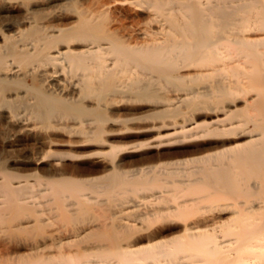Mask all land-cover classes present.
Instances as JSON below:
<instances>
[{
  "label": "bare ground",
  "instance_id": "1",
  "mask_svg": "<svg viewBox=\"0 0 264 264\" xmlns=\"http://www.w3.org/2000/svg\"><path fill=\"white\" fill-rule=\"evenodd\" d=\"M0 264H264V0H0Z\"/></svg>",
  "mask_w": 264,
  "mask_h": 264
},
{
  "label": "rangeland",
  "instance_id": "2",
  "mask_svg": "<svg viewBox=\"0 0 264 264\" xmlns=\"http://www.w3.org/2000/svg\"><path fill=\"white\" fill-rule=\"evenodd\" d=\"M189 144L188 145H184V146H181V147H175V148H173V149H171V150H178V149H186V148H189Z\"/></svg>",
  "mask_w": 264,
  "mask_h": 264
}]
</instances>
